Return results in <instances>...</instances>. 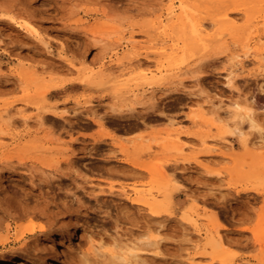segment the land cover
<instances>
[{"label":"rangeland","instance_id":"1","mask_svg":"<svg viewBox=\"0 0 264 264\" xmlns=\"http://www.w3.org/2000/svg\"><path fill=\"white\" fill-rule=\"evenodd\" d=\"M258 49L264 0H0V258L264 264Z\"/></svg>","mask_w":264,"mask_h":264},{"label":"bare ground","instance_id":"2","mask_svg":"<svg viewBox=\"0 0 264 264\" xmlns=\"http://www.w3.org/2000/svg\"><path fill=\"white\" fill-rule=\"evenodd\" d=\"M227 15V14H226ZM261 49V48H260ZM233 57H239V54H235V55H233ZM252 58L253 59H255L256 61H258V62H261V63H263L264 62V51L263 50H254L253 52H252ZM239 61V63L242 65L243 64V62H242V60L240 59V60H238ZM232 72V70L230 71V73ZM113 91V90H112ZM235 107H236V112H235V115L237 116V117H239L241 120H248L249 121V123H250V127H255L256 126V121H255V118L253 117V115H252V110L250 109V108H248V107H245V106H242V105H240V104H238V103H235ZM43 117V116H42ZM220 135L221 136H225V134H235V135H237V137L239 136L240 137V139H241V143L243 144V146L245 147V145H246V142H245V134H244V132H243V130L241 129V127H240V124H237L234 128H231V127H221L220 129ZM232 137H233V135H232ZM227 139V138H226ZM205 142V141H204ZM216 142V141H215ZM240 143V144H241ZM222 145H223V142H222ZM224 145H225V143H224ZM10 190V189H9ZM11 191H13V190H11ZM10 191V192H11ZM9 192V193H10ZM19 196V195H18ZM21 196V195H20ZM23 197V196H22ZM22 197H21V199H22ZM23 200V199H22ZM26 199H24V201H25ZM134 200L137 202V203H140V204H143V203H147V200H145L143 197H141V196H139V197H137V198H134ZM28 202V201H27ZM156 205V204H155ZM32 230H33V228H31ZM24 238V237H23ZM223 235L218 231L217 232V236H216V239H215V246H220V245H222L223 244ZM151 241V240H150ZM224 241H225V238H224ZM147 243V242H146ZM149 244H152V243H154V241L151 243V242H148ZM149 244H146V247H147V245H149ZM155 244V243H154ZM143 245H145V243L143 244ZM224 245V244H223ZM101 246V245H100ZM145 248V247H144ZM112 250H114V249H112ZM95 251V250H94ZM93 251V252H94ZM142 251V250H141ZM113 253V257H116V256H118V254L120 255V253H118V254H116V253H114V251H112ZM97 254V253H96ZM133 255L135 254V253H132ZM11 255V254H10ZM98 255V254H97ZM137 255V254H136ZM135 255V256H136ZM121 256V255H120ZM129 256V255H128ZM134 256V257H135ZM123 257V256H122ZM130 257L131 256H129V260H130ZM132 258V257H131ZM136 258V257H135ZM121 259V261L123 260V258H119V260ZM125 259V258H124ZM134 259V258H133ZM133 261V260H132ZM130 262V261H129ZM128 262V263H129ZM0 264H34L32 261H30V260H27V259H24V258H17V257H15V256H12V257H9V258H7V257H3V258H0ZM130 264H131V262H130Z\"/></svg>","mask_w":264,"mask_h":264}]
</instances>
